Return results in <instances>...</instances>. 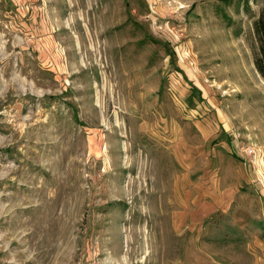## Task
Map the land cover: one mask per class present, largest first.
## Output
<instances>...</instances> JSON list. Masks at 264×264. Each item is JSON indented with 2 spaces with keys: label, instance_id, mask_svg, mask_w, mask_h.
<instances>
[{
  "label": "rangeland",
  "instance_id": "rangeland-1",
  "mask_svg": "<svg viewBox=\"0 0 264 264\" xmlns=\"http://www.w3.org/2000/svg\"><path fill=\"white\" fill-rule=\"evenodd\" d=\"M245 1L0 0V264L256 262L235 221L264 230Z\"/></svg>",
  "mask_w": 264,
  "mask_h": 264
},
{
  "label": "crops",
  "instance_id": "crops-1",
  "mask_svg": "<svg viewBox=\"0 0 264 264\" xmlns=\"http://www.w3.org/2000/svg\"><path fill=\"white\" fill-rule=\"evenodd\" d=\"M237 212V211H236ZM237 218H236V224L240 226V229H248L251 231L252 235L250 236L251 237V240L247 241L248 243L247 244H250V247H251V251H250V254H251V259H253V261L255 260L256 262H253L252 264H259V262L261 264H264V230L263 228H261V231L258 230V226L257 224L254 222V212L253 210L249 211V210H243L242 211H238L237 213H235ZM242 214L243 216H238ZM244 217V218H243ZM254 228L257 229L255 230V232H259L260 235H262V237L258 234L256 239L254 240ZM257 244L259 245L262 250L261 252V259L259 258V254H255L254 252V249L252 247L251 244ZM255 258V259H254Z\"/></svg>",
  "mask_w": 264,
  "mask_h": 264
},
{
  "label": "trees",
  "instance_id": "trees-1",
  "mask_svg": "<svg viewBox=\"0 0 264 264\" xmlns=\"http://www.w3.org/2000/svg\"><path fill=\"white\" fill-rule=\"evenodd\" d=\"M245 3L248 6L249 0H246ZM253 30L257 42V48L254 52V66L257 72L264 78V5L253 23Z\"/></svg>",
  "mask_w": 264,
  "mask_h": 264
},
{
  "label": "built area",
  "instance_id": "built-area-1",
  "mask_svg": "<svg viewBox=\"0 0 264 264\" xmlns=\"http://www.w3.org/2000/svg\"><path fill=\"white\" fill-rule=\"evenodd\" d=\"M243 154L246 156V157H250L254 154V150L252 148H246L243 150Z\"/></svg>",
  "mask_w": 264,
  "mask_h": 264
}]
</instances>
